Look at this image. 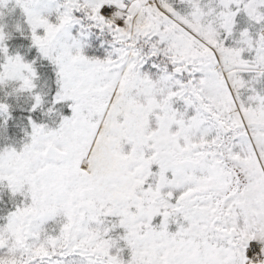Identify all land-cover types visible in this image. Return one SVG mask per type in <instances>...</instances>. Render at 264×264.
Here are the masks:
<instances>
[{"label": "snow or ice", "instance_id": "1", "mask_svg": "<svg viewBox=\"0 0 264 264\" xmlns=\"http://www.w3.org/2000/svg\"><path fill=\"white\" fill-rule=\"evenodd\" d=\"M0 264H264V0H0Z\"/></svg>", "mask_w": 264, "mask_h": 264}]
</instances>
